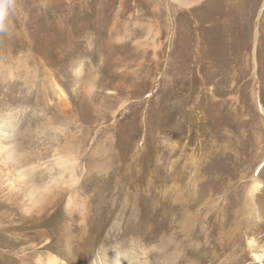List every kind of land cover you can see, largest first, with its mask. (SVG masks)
Masks as SVG:
<instances>
[{"label": "rangeland", "instance_id": "obj_1", "mask_svg": "<svg viewBox=\"0 0 264 264\" xmlns=\"http://www.w3.org/2000/svg\"><path fill=\"white\" fill-rule=\"evenodd\" d=\"M8 2L0 110L20 111L40 157L58 135L91 165L80 264L130 239L150 264H264V0ZM64 208L7 222L0 264L33 254L21 238L53 233Z\"/></svg>", "mask_w": 264, "mask_h": 264}, {"label": "bare ground", "instance_id": "obj_2", "mask_svg": "<svg viewBox=\"0 0 264 264\" xmlns=\"http://www.w3.org/2000/svg\"><path fill=\"white\" fill-rule=\"evenodd\" d=\"M175 1L191 7L192 3L198 0ZM74 64L73 70L79 77L83 72L82 61L75 60ZM68 118L72 123L73 120H78L77 114ZM21 119L18 110L13 108L0 110V230L6 228L7 222L14 225L16 230L22 226L25 230V224L29 220L42 219L45 215H53L54 212L57 214L62 202L65 201L63 218L54 226L53 233L43 227L40 231L41 228L38 226L34 231L35 235H28L29 239L25 240L21 238L23 242L18 244H22L21 247L26 249L32 247L34 252L22 254L18 262L20 264H80L81 260L91 254L87 250L91 248L89 222L93 210L90 198L82 194L85 191L83 179L92 172L91 165L84 162L81 149L75 152L68 150L69 145H63L68 151H62L58 146L60 144L55 143L58 135L56 139L50 137L48 140V144L54 149L51 157L47 160L40 157L44 151L30 150L31 138L22 128ZM56 124L63 126L62 123H52L50 127L54 132L59 130ZM50 140L53 144H50ZM23 142H27L26 145ZM253 188L255 190L259 188L258 181H255ZM76 217L79 218L78 221ZM116 224L119 226L120 221ZM135 244L136 240L130 239L129 242H117L113 250L101 247L90 264H150L151 261L147 259L148 250L137 245L140 248L138 254L134 248ZM41 250L43 252H38ZM141 255L143 259H140ZM255 255L258 259L261 258L260 254L255 253Z\"/></svg>", "mask_w": 264, "mask_h": 264}, {"label": "clouds", "instance_id": "obj_3", "mask_svg": "<svg viewBox=\"0 0 264 264\" xmlns=\"http://www.w3.org/2000/svg\"><path fill=\"white\" fill-rule=\"evenodd\" d=\"M12 7L8 0H0V31L6 30V17L8 10Z\"/></svg>", "mask_w": 264, "mask_h": 264}]
</instances>
